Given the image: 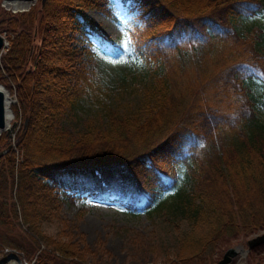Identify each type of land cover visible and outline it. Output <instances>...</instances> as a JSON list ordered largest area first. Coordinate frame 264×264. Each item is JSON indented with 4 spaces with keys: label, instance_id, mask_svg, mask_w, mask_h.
Returning a JSON list of instances; mask_svg holds the SVG:
<instances>
[{
    "label": "trees",
    "instance_id": "16d2710c",
    "mask_svg": "<svg viewBox=\"0 0 264 264\" xmlns=\"http://www.w3.org/2000/svg\"><path fill=\"white\" fill-rule=\"evenodd\" d=\"M109 2L39 0L28 11L4 13L0 31L9 33V46L0 83L28 122L17 134L18 153L0 158V232L25 225L33 246H44L31 264H89L94 254L86 247L41 229L58 215L60 195L71 203L85 194L113 200L136 214L174 193L168 206L183 216L167 221L173 258L161 264H207L204 255L219 240L264 230V123L252 95L255 88L264 96V29L238 27L264 16V0H137L139 19L128 26L125 46L84 15H109ZM89 39L105 53L135 57L145 84L131 114L114 109L109 83L88 74L83 58L91 52L82 41ZM84 102L99 106L108 126L59 143L63 114ZM14 238L7 246L29 257L33 251Z\"/></svg>",
    "mask_w": 264,
    "mask_h": 264
},
{
    "label": "rangeland",
    "instance_id": "374dc122",
    "mask_svg": "<svg viewBox=\"0 0 264 264\" xmlns=\"http://www.w3.org/2000/svg\"><path fill=\"white\" fill-rule=\"evenodd\" d=\"M38 2L39 0L35 5ZM136 4L137 0H110L107 5L110 11L109 15L95 10L85 11L84 15L93 20L107 35L125 46L128 40L126 33L128 26L139 19L140 13L136 9ZM6 11L12 13L1 6L0 0V25L6 21L4 15ZM261 17L246 18L238 23V27L242 30L253 26L264 29V19ZM0 35L7 42L6 48L1 51V59L9 46V33L0 31ZM82 43L91 52L90 57L83 58L88 74L94 80L109 83L108 102L114 109L120 113L131 114L133 109L139 106L142 99V87L145 84L144 76L137 73V66L132 62L135 61V57L132 56L128 61L123 56L121 49L116 54L105 53L104 48L94 39L82 41ZM80 44L78 43V45ZM0 85L2 84L0 83ZM252 95L257 97L256 103L253 105L256 115L264 123V96H260L255 88L252 89ZM9 97L15 101L18 107L15 94L9 92ZM240 98L246 100L245 97L240 96ZM18 111L19 114L17 117L14 114L13 119L17 123L14 138L9 139L4 134L6 142L0 146V152L6 149L4 156L10 149L18 153L17 134L27 127L28 119L23 121L19 107ZM106 126L108 124L103 110L96 104L84 102L78 108L67 110L63 114L59 121L57 136H60L59 143L72 145L78 142L84 131H100ZM178 173L181 186L188 189L185 169L179 167ZM2 187L4 188L3 185ZM174 195V193L163 195L149 213L139 212L136 214L126 211L113 200L99 201L85 194L81 199L71 203L60 195L62 203L58 215L51 224L46 223L41 226V229L52 236L64 233L65 239L74 243L79 251L86 247L94 254L89 260V264H161L165 262L166 258H173L171 253L174 250L175 240L171 233V225L181 221L183 216L168 206L173 201ZM4 200L8 204L16 202V199L13 200L8 196ZM167 221L173 223H167ZM8 229L2 228L0 232V264H9L10 261L17 264H31L33 258L44 246L41 245L39 248L33 246L31 239L24 232L26 228L21 221L18 226L16 225L14 234H12L13 230L10 233ZM263 233L264 230L250 235H242L236 239L219 240L215 246L209 247L204 255L207 264H219L224 253L230 248L242 246L244 250H247V242ZM10 237H17L16 246L21 250L24 248L27 251H33L29 257H26L22 251L7 246L6 241H9ZM19 237H23L22 240L25 238L24 244ZM30 243L34 250L30 247ZM229 264H264V249L252 254L248 252L247 255L238 254Z\"/></svg>",
    "mask_w": 264,
    "mask_h": 264
},
{
    "label": "water",
    "instance_id": "95a60500",
    "mask_svg": "<svg viewBox=\"0 0 264 264\" xmlns=\"http://www.w3.org/2000/svg\"><path fill=\"white\" fill-rule=\"evenodd\" d=\"M37 0H1V6L6 10H10L12 13L27 11L31 6L35 5ZM43 1V0H42ZM18 5V6H17ZM22 6V7H20ZM7 46V42L3 36L0 35V54L1 51ZM0 88H4L0 85ZM8 95L0 89V135L4 132L9 139L14 138L15 128L17 126L16 122H13L11 126L7 125V102ZM10 102V101H9ZM6 149L0 152V158L4 156ZM264 245V233L262 235H257L247 242V250H244L242 246L228 249L223 258L219 261V264H229L233 258L238 254L247 255L253 248Z\"/></svg>",
    "mask_w": 264,
    "mask_h": 264
},
{
    "label": "bare ground",
    "instance_id": "6f19581e",
    "mask_svg": "<svg viewBox=\"0 0 264 264\" xmlns=\"http://www.w3.org/2000/svg\"><path fill=\"white\" fill-rule=\"evenodd\" d=\"M38 1V0H37ZM36 1V2H37ZM35 2V3H36ZM18 6V5H17ZM20 7H22V6H20ZM6 48V47H5ZM0 89H2L3 91H5V93L8 95V97H7V102H8V107H7V110H8V112H7V115H8V117H7V125L8 126H11V124L14 122L13 121V119H14V111L15 110H13V107H15L16 106V104H15V101L14 100H12L10 97H9V90L8 89H6L5 87L4 88H0ZM11 93V92H10ZM16 97V96H15ZM10 101V102H9ZM13 104H15L14 106H12L11 107V105H13ZM12 108V109H11ZM15 109V108H14ZM23 110V109H22ZM23 113V112H22ZM24 115V114H23ZM19 120V119H18ZM27 120V119H26ZM23 121H24V119H23ZM22 121V122H23ZM19 128V127H18ZM22 128V127H21ZM5 132V131H4ZM4 132H1V135H3V134H5ZM19 133V132H18ZM18 136V135H17ZM14 148V147H13ZM17 259V258H16ZM19 260V259H18ZM20 261V260H19ZM245 261V260H244ZM9 264H17V263H15V262H13V261H10L9 262ZM18 264H21V263H18Z\"/></svg>",
    "mask_w": 264,
    "mask_h": 264
},
{
    "label": "snow or ice",
    "instance_id": "6c2138e0",
    "mask_svg": "<svg viewBox=\"0 0 264 264\" xmlns=\"http://www.w3.org/2000/svg\"><path fill=\"white\" fill-rule=\"evenodd\" d=\"M261 19H264V16H262Z\"/></svg>",
    "mask_w": 264,
    "mask_h": 264
}]
</instances>
